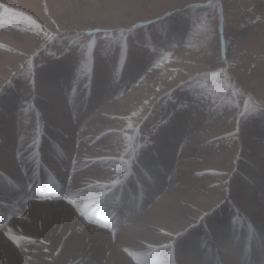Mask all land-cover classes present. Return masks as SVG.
Listing matches in <instances>:
<instances>
[{
	"label": "rangeland",
	"instance_id": "obj_1",
	"mask_svg": "<svg viewBox=\"0 0 264 264\" xmlns=\"http://www.w3.org/2000/svg\"><path fill=\"white\" fill-rule=\"evenodd\" d=\"M97 85L110 93L96 97ZM85 97L87 106L95 101L86 112ZM57 108L68 114L66 128L47 117L58 116ZM33 118L49 125L39 148L50 153L54 173L65 176L52 172L62 192L46 201L66 198L75 205L80 197H67L63 187L81 158L114 173L129 160L117 180L130 175L134 183L138 168L151 187L159 180L160 189L142 201L144 210L134 208L141 199L132 187L139 186L130 184L121 205L98 203L95 214L86 211L90 223L107 224L113 233L150 203H162L166 191L184 188V177L196 176L198 205L176 202L190 215L176 221L174 238L177 232L200 233L195 247L214 254V264L264 262V220L239 205L264 207V192L256 185L264 171L249 159L255 145L264 161V0H0V128L6 125L15 145L34 151ZM176 118L187 129L165 135ZM82 133L87 136L79 148ZM160 139L171 143L164 156ZM190 146L197 148L194 154ZM154 154L164 157L163 164L158 159L142 168L140 160H153ZM110 184L105 188L115 197L123 187ZM25 185L20 191L26 194ZM100 219L108 222L96 223ZM221 223L227 242L246 245L254 260L246 261L242 249L230 253Z\"/></svg>",
	"mask_w": 264,
	"mask_h": 264
},
{
	"label": "bare ground",
	"instance_id": "obj_2",
	"mask_svg": "<svg viewBox=\"0 0 264 264\" xmlns=\"http://www.w3.org/2000/svg\"><path fill=\"white\" fill-rule=\"evenodd\" d=\"M61 64L63 68H65L64 65H66V63L64 62ZM61 73L64 75V72L61 71ZM101 88L102 86L99 85L94 86L93 91L96 93V97L110 93V90L107 89H104L105 92L103 93V89ZM51 95L55 96L57 94ZM86 99L89 98L85 97V112L92 108L95 103V101L93 103V101L89 100L90 105L87 106ZM55 112L58 113V116L47 117H50L52 124L57 128L60 126H62V128L65 127L64 124L67 123L68 114L65 115L62 108H57ZM79 114L81 115V111H79ZM44 123L41 122L40 119L33 118L31 120L29 127L33 125V127L37 129L33 130L34 134H32L36 140H34V151L33 148L32 151L26 147L25 149L22 148L23 144L20 142L15 145L12 137L8 134V131L5 130L6 125L3 126L5 129L0 128V222L6 225L4 226L5 230L0 233V264H136L133 262L134 259L142 264H214V254L208 252V249H204V247L202 249L200 245L195 247L196 243H199L197 237H200V233L190 234L188 237L181 235L174 238V236H176L174 225L176 221L183 215H190V211L176 205V202H182V204L191 209L198 205L196 194L193 192V190L195 191L193 185L197 182V177L194 175V178L191 175L183 179L180 177V180L182 179L183 181L182 185L184 188L181 187L183 189H168L169 191L165 192L163 199L161 198L162 203L161 201L150 203L152 206L149 207V210L145 209L146 211H143L140 215H136L127 225L123 226L120 230L117 229L115 232L112 231L113 233L110 232L111 229L104 228L107 224L102 226L90 223L88 220L89 217L86 215L81 216L76 209L77 207L82 208L86 213V210L90 206L99 202H94L95 199L98 198L99 193H101V195L105 194L106 202L110 201L112 190L110 187L105 188L109 183H111V187L116 185L123 187L116 189L117 191L115 193L124 192V188L128 192L130 184L131 187L133 184H136V186L138 185V188H132L134 191L136 190L134 192L136 196H141L143 199L142 201L150 198L149 193L154 194L160 189L159 185L161 182L159 180L156 179L155 181L157 184L154 185V188L151 187L148 181L140 175L141 173L137 170L138 168L133 171L136 173L134 183L131 182L132 177L130 178V175L122 178V180H117L115 177H120L124 173L123 169L129 167V160H126L124 168H122L123 164L118 166H121V172L118 173V168L116 173H114L112 170L99 171L98 167L101 165L81 158V161L75 162L77 167H74L71 175H69V182L66 187H63L66 189L67 197H80L79 199L76 198L75 205L69 204L66 198L62 200L53 199L52 201L44 200V193L38 190V179L40 178L41 180L43 174H45L43 170H41L39 163H42L52 172L56 170L55 165L52 164L53 158L49 155L50 153L46 152L49 155L47 156V154L45 155V152H42V149L40 150L39 148V143H41L42 140L41 136L44 135L45 131H50L49 125ZM185 127L187 129V124L181 125V119L176 118L172 126L168 128L169 133H165V135L168 134V136L174 137L177 131L185 130ZM67 129L69 130L71 128ZM26 130L27 129H25V131ZM24 132L22 133L24 134ZM30 132H32V130H30ZM32 135L31 137H33ZM82 136H87V134L82 133L77 136L79 148L81 146ZM160 141L158 150L160 153L163 151L161 153L163 155L165 149H170L171 143H163L162 139H160ZM11 143L15 145L13 149L9 148L11 147ZM73 144H75V142H72L71 146H69V143L65 145L64 148H66V151H71ZM79 148L77 149L78 152L80 151ZM196 150L197 148L190 146L187 151L194 154ZM258 153L254 145L251 150L252 157L249 159L252 160V163H254L256 167H261L264 171V161L260 160ZM162 155L158 158V156L154 154L153 160L147 159L145 161L141 159L140 166L146 168L148 164L152 165L153 161L158 159H161L162 162H160V164H163L164 160L162 158H164V155ZM84 166H86V168ZM20 173H22L23 177H21ZM55 174L59 173L56 171ZM62 175L59 174L61 178ZM64 177L63 175V178ZM178 177L179 176H177V178ZM256 177H258V175H256ZM22 182L26 184V188L31 190L29 194H25L23 191L18 190ZM51 184H53V182L49 185ZM256 185L264 192V178L258 177ZM146 192H148V194H146ZM135 201L137 200L135 199ZM164 201H167L168 204L164 205ZM143 203H141L139 207L142 208ZM239 205H244L243 208L248 213L252 214V217H259L261 221L264 220V207L262 205L255 204L251 201L245 204L240 203ZM134 208L137 207L135 206ZM142 210H144V208H142ZM221 226L222 223L220 224L219 231L222 230ZM165 233H170V236H166ZM219 233L223 235L224 245L230 247L232 250L230 253L235 254L237 251L236 249H238V251L242 249L240 254L246 261L254 260L249 254L251 250L246 245L241 248L240 242H236L232 246L229 240L227 242L225 234L221 231ZM5 236L13 238L14 241L6 239ZM251 239L253 238L251 237ZM168 244H172L173 247L165 248L164 245ZM197 248L200 249L199 252L195 251ZM220 252H223V249L218 253ZM149 256L151 259L147 260ZM253 263L264 264V262H256L255 260Z\"/></svg>",
	"mask_w": 264,
	"mask_h": 264
},
{
	"label": "snow or ice",
	"instance_id": "obj_3",
	"mask_svg": "<svg viewBox=\"0 0 264 264\" xmlns=\"http://www.w3.org/2000/svg\"><path fill=\"white\" fill-rule=\"evenodd\" d=\"M67 202L69 204H74V201L71 200V199H69ZM76 210L80 213L81 216H85V210L84 209L77 207ZM201 219H203V218H201ZM165 235L166 236H170V233H165ZM180 235H181V233L180 232H177V236H180ZM164 247L165 248H171V247H173V245L172 244H168V245H164Z\"/></svg>",
	"mask_w": 264,
	"mask_h": 264
}]
</instances>
